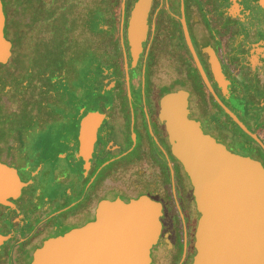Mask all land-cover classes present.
<instances>
[{
	"label": "flooded vegetation",
	"instance_id": "af4514ba",
	"mask_svg": "<svg viewBox=\"0 0 264 264\" xmlns=\"http://www.w3.org/2000/svg\"><path fill=\"white\" fill-rule=\"evenodd\" d=\"M133 3L38 0L43 14L46 8L65 13L57 32L71 42L65 80L51 86L44 76L31 82L28 73L16 75L7 65L12 48L0 68L9 115L5 143L15 148L12 168L24 184L18 198L0 205V264H28L36 242L91 221L99 202L124 189L160 203L148 264H191L198 214L157 117L163 92H188L187 117L202 133L264 166V9L258 0H149L134 68L127 46ZM0 4L12 36H19V16L29 20L33 4ZM39 18L44 40L50 31L44 15ZM86 114L93 140L84 160L78 137Z\"/></svg>",
	"mask_w": 264,
	"mask_h": 264
},
{
	"label": "water",
	"instance_id": "95a60500",
	"mask_svg": "<svg viewBox=\"0 0 264 264\" xmlns=\"http://www.w3.org/2000/svg\"><path fill=\"white\" fill-rule=\"evenodd\" d=\"M148 4L149 0H134L129 14L127 46L132 68L145 39ZM258 6L264 9V0H258ZM4 23L0 4V65L10 59L12 48L3 34ZM4 90L0 79V205H9L8 200L18 198L24 184L12 168L15 148L5 143L9 115ZM187 96L182 89L163 92L157 117L192 187L198 218L191 264H264V166L202 133L198 123L187 117ZM87 121L86 114L78 137V153L84 160L93 140ZM159 205L142 190L124 189L114 200L99 202L91 221L36 242L28 264H148L149 247L157 241L160 229Z\"/></svg>",
	"mask_w": 264,
	"mask_h": 264
},
{
	"label": "trees",
	"instance_id": "16d2710c",
	"mask_svg": "<svg viewBox=\"0 0 264 264\" xmlns=\"http://www.w3.org/2000/svg\"><path fill=\"white\" fill-rule=\"evenodd\" d=\"M27 1H29L28 6H30L31 4H33L34 6L32 5L31 7H29L30 8L29 9V22L27 21L26 24L32 23L34 25H37L38 27L43 26L39 21L40 20L39 16L44 15V17H45V20H44L45 23L44 24L47 26V28H49V31H50V34L46 39L42 40L40 38H36L34 40V45L40 46L43 43L49 49L55 48L56 50L57 49L63 50L64 52H62V55L69 58V55H70L69 49L71 48V42H70V39H68V33H67L65 39H60L57 36V32L60 29L59 25H58V19H60V17L62 19V17H64L65 13L60 11V12L56 13V15H55V9L53 10V9L46 8L45 9L46 14H43L36 5L38 3V0H27ZM4 10H6V9H4ZM24 10H26L25 6L23 8V12H24ZM66 15L68 16L69 13L66 12ZM19 17H21V16H19ZM19 22H21V21H19ZM4 25H5L4 31H3L4 37L6 39H9L12 42V44H13L12 50H13V54H14L13 58L18 60L19 56L23 54V52L20 51L22 40L24 37V33L22 31L23 29L20 30L21 33L19 34V36L13 37L11 34V31L9 29L8 19ZM19 25L22 26L20 23H19ZM68 30H69V28L66 29V31H68ZM30 41H31V39H30ZM12 59L7 63V65L13 66L14 69L18 71L19 70V64ZM37 66H39V67L37 68ZM3 67H4V65H0V68H3ZM66 70H68V69L67 68H58L56 65H52L50 63H47L44 65H36V66H32L28 69H25V73L29 74L28 80H30V81L36 80L37 78H42L44 76L45 80L50 81V85L54 86L55 83H58V81L65 80V75L68 74V71H66ZM62 71H63V76L61 75L60 78H58L57 74L60 75V73ZM39 75H41V76L39 77Z\"/></svg>",
	"mask_w": 264,
	"mask_h": 264
},
{
	"label": "rangeland",
	"instance_id": "374dc122",
	"mask_svg": "<svg viewBox=\"0 0 264 264\" xmlns=\"http://www.w3.org/2000/svg\"><path fill=\"white\" fill-rule=\"evenodd\" d=\"M20 21L22 22L20 23L24 33L20 49L23 54L19 56L18 60L15 58L12 59L19 64V70L16 72V75L20 76V74L25 72V69H28L32 66L44 65L47 63L56 65L58 68L68 67L64 66L63 62L65 61V56L62 55V51L59 49H57L58 51L55 48L49 49L43 43L40 46L34 45V40L42 36L41 34L43 32V26L38 27L32 23L26 24L27 21L29 22V20H27V14L21 16ZM38 67L39 66H37V68ZM57 75V77L60 78L61 75Z\"/></svg>",
	"mask_w": 264,
	"mask_h": 264
},
{
	"label": "crops",
	"instance_id": "0c3cea01",
	"mask_svg": "<svg viewBox=\"0 0 264 264\" xmlns=\"http://www.w3.org/2000/svg\"><path fill=\"white\" fill-rule=\"evenodd\" d=\"M252 65H253V66L256 65V61H255V60L253 61V58H252Z\"/></svg>",
	"mask_w": 264,
	"mask_h": 264
}]
</instances>
